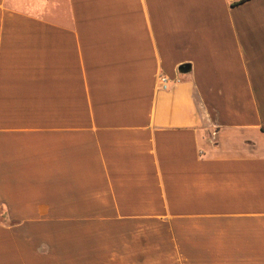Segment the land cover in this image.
<instances>
[{"label":"crops","instance_id":"obj_1","mask_svg":"<svg viewBox=\"0 0 264 264\" xmlns=\"http://www.w3.org/2000/svg\"><path fill=\"white\" fill-rule=\"evenodd\" d=\"M0 264H264V0H0Z\"/></svg>","mask_w":264,"mask_h":264},{"label":"built area","instance_id":"obj_2","mask_svg":"<svg viewBox=\"0 0 264 264\" xmlns=\"http://www.w3.org/2000/svg\"><path fill=\"white\" fill-rule=\"evenodd\" d=\"M167 81L168 79L164 76H161V85L163 88H167Z\"/></svg>","mask_w":264,"mask_h":264},{"label":"water","instance_id":"obj_3","mask_svg":"<svg viewBox=\"0 0 264 264\" xmlns=\"http://www.w3.org/2000/svg\"><path fill=\"white\" fill-rule=\"evenodd\" d=\"M188 69H189V67H187V66H182V67L180 68V71H182V72H186V71H188Z\"/></svg>","mask_w":264,"mask_h":264}]
</instances>
